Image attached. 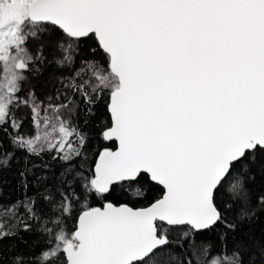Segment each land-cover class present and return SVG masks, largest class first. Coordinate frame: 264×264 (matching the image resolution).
<instances>
[{
	"label": "snow or ice",
	"instance_id": "1",
	"mask_svg": "<svg viewBox=\"0 0 264 264\" xmlns=\"http://www.w3.org/2000/svg\"><path fill=\"white\" fill-rule=\"evenodd\" d=\"M51 65L40 99L25 85ZM101 103L118 146L91 153L77 116ZM0 130V168L24 153L9 264H264V0H0Z\"/></svg>",
	"mask_w": 264,
	"mask_h": 264
},
{
	"label": "trees",
	"instance_id": "2",
	"mask_svg": "<svg viewBox=\"0 0 264 264\" xmlns=\"http://www.w3.org/2000/svg\"><path fill=\"white\" fill-rule=\"evenodd\" d=\"M89 43L92 46H95L94 42ZM51 67L55 66L51 65ZM94 112L96 113L95 115H91L88 117H85L83 113H79L77 116L81 129L89 135L90 152L96 153L98 150H102L104 146L115 149V147H117V144H112L110 142L104 141L99 134L102 123L107 122L110 119V115L106 111V106L101 103L98 105V109H94ZM85 119H87L88 121L87 124L84 123ZM8 131L12 132L10 129H8ZM0 141H3L5 149L9 147L7 133H5L3 130H0ZM23 157L24 153L19 152L17 153L16 159L11 161L8 167L0 168V198H3V201L5 203H7L9 200H16L23 194L22 189L20 187V171L24 167ZM31 162L37 165H42L44 162H47L49 168L52 171H59L58 162L52 161L49 155H45L43 159L32 158ZM35 171L37 172V174H39L41 169L36 168ZM47 174L50 175L51 173L47 172ZM32 179H34V177H29L30 181ZM48 183H52V181L49 180ZM255 187L257 191L264 189V177L257 175ZM161 190L162 189H160L159 187L154 189L153 193L149 195L148 199L151 200L154 196L159 195ZM29 191L31 194V192L35 191V189L30 188ZM111 199L113 200V202L116 203L130 202L135 206H146L148 203V200L129 201L128 198L122 195L119 190L113 197H111ZM92 206L100 205L96 201H92ZM68 223L69 227H71L72 221H69ZM252 228L257 237L264 235V216H262L260 221L255 223ZM21 235H23L24 238L28 241V246H31L33 241L37 239L35 234L28 235L27 233H21ZM13 245H15L17 249L27 247L26 245L21 244L18 239H4L0 241V246H2L4 256V259L0 261V264H9L8 258L12 255V253L10 252V248ZM38 250L39 248L37 247V251ZM177 251H179V249H177Z\"/></svg>",
	"mask_w": 264,
	"mask_h": 264
},
{
	"label": "rangeland",
	"instance_id": "3",
	"mask_svg": "<svg viewBox=\"0 0 264 264\" xmlns=\"http://www.w3.org/2000/svg\"><path fill=\"white\" fill-rule=\"evenodd\" d=\"M55 37L54 36H45L44 40L47 43L48 47L46 49V52L49 53L48 60H52L51 52L53 50V46L55 44ZM90 51V50H88ZM55 67H48L42 75L39 76H33L30 77V84L25 85V88L31 87L32 90L35 91V94L38 98L44 99L47 95L53 94L54 89L56 87H59L60 85L51 79L53 73H54ZM23 96L24 93H21ZM18 117H27L23 120L22 127L20 131L22 133L30 134L33 132L32 126H31V114L30 111L27 108H21L17 112ZM11 131H13L11 128H9Z\"/></svg>",
	"mask_w": 264,
	"mask_h": 264
},
{
	"label": "water",
	"instance_id": "4",
	"mask_svg": "<svg viewBox=\"0 0 264 264\" xmlns=\"http://www.w3.org/2000/svg\"><path fill=\"white\" fill-rule=\"evenodd\" d=\"M118 146V145H117Z\"/></svg>",
	"mask_w": 264,
	"mask_h": 264
}]
</instances>
